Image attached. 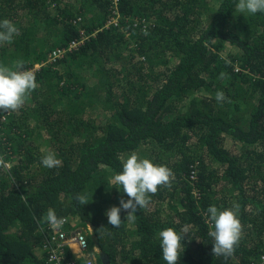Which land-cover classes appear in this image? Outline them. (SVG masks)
<instances>
[{
  "label": "trees",
  "instance_id": "1",
  "mask_svg": "<svg viewBox=\"0 0 264 264\" xmlns=\"http://www.w3.org/2000/svg\"><path fill=\"white\" fill-rule=\"evenodd\" d=\"M237 3L0 0V21L19 29L0 65L34 69L37 84L0 110V264H52L36 253L49 209L86 233L95 264H166L167 228L188 229L177 264H264V13ZM48 152L58 167L40 163ZM133 152L174 178L113 228L106 210L127 199L113 178ZM233 204L240 239L214 255L207 209Z\"/></svg>",
  "mask_w": 264,
  "mask_h": 264
},
{
  "label": "clouds",
  "instance_id": "2",
  "mask_svg": "<svg viewBox=\"0 0 264 264\" xmlns=\"http://www.w3.org/2000/svg\"><path fill=\"white\" fill-rule=\"evenodd\" d=\"M236 10L240 15L264 13V0H238ZM17 35L19 29L13 23L6 19L0 21V43H11ZM22 67L19 65L18 69L13 71L0 65V110H17L23 105L28 94L37 87L35 74L30 70H20ZM215 99L217 102H223L226 97L222 91H217ZM40 163L51 169L58 167L61 161L55 153L48 152L42 156ZM173 178V173L168 167L157 165L148 158H140L135 152L128 155L123 161L122 171L114 176L112 182V187L118 191L122 189L127 199H121L118 206L106 210L108 224L118 228L122 223L121 212L126 213L129 221H135L138 209L149 204V194H155L158 186H170ZM76 199L81 205L88 203L86 195H78ZM238 212V204L223 210L216 206L208 207L206 215L213 229L209 236L214 241L211 248L214 255L227 257L233 254L242 232ZM46 219L54 228L61 225L53 209L48 210ZM70 225L73 229L74 223L70 222ZM185 234H188L187 228L182 232L173 228L159 232V247L166 264H177L184 251L182 240Z\"/></svg>",
  "mask_w": 264,
  "mask_h": 264
},
{
  "label": "built area",
  "instance_id": "3",
  "mask_svg": "<svg viewBox=\"0 0 264 264\" xmlns=\"http://www.w3.org/2000/svg\"><path fill=\"white\" fill-rule=\"evenodd\" d=\"M60 50H54L50 55V58L59 55ZM31 69L30 71H33ZM0 116V119H4V116L9 114V111ZM61 225L59 228L49 227V238L40 248L42 251L48 253L47 260L52 264H62V257L65 249L68 248L73 254L74 259H69L66 264H74L78 259L82 260V264H95V252L98 250L94 248L93 252L89 249V243L86 238V234L81 231L74 230L70 226V221L66 218H61ZM262 263H264V256L261 257Z\"/></svg>",
  "mask_w": 264,
  "mask_h": 264
},
{
  "label": "crops",
  "instance_id": "4",
  "mask_svg": "<svg viewBox=\"0 0 264 264\" xmlns=\"http://www.w3.org/2000/svg\"><path fill=\"white\" fill-rule=\"evenodd\" d=\"M78 228L74 225V230H77ZM37 254H39L40 252H42V250L41 249H37Z\"/></svg>",
  "mask_w": 264,
  "mask_h": 264
},
{
  "label": "rangeland",
  "instance_id": "5",
  "mask_svg": "<svg viewBox=\"0 0 264 264\" xmlns=\"http://www.w3.org/2000/svg\"><path fill=\"white\" fill-rule=\"evenodd\" d=\"M7 166L9 165V163L7 162V164H6ZM78 230L79 231H81V229H80V227L78 228ZM82 233H85V232H83V231H81ZM37 253V252H36ZM42 254V252H40L38 255H41Z\"/></svg>",
  "mask_w": 264,
  "mask_h": 264
}]
</instances>
